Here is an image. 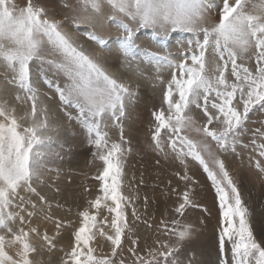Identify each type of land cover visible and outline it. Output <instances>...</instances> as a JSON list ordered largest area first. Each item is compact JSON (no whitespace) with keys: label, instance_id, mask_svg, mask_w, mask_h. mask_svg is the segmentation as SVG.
<instances>
[{"label":"snow or ice","instance_id":"obj_1","mask_svg":"<svg viewBox=\"0 0 264 264\" xmlns=\"http://www.w3.org/2000/svg\"><path fill=\"white\" fill-rule=\"evenodd\" d=\"M141 33L150 40L140 43ZM173 33L185 34L176 53ZM114 51L123 74L112 70ZM131 76L161 90L144 146L170 168L163 194L172 204L159 219L149 212L156 201L140 193L144 180L127 177L134 145L125 121L139 95ZM53 98L96 162L74 217L71 207L53 211L64 207L56 196L70 151L46 103ZM256 113L264 114V0H63L59 18L46 0H0V264H52L56 252V264H197L184 254L199 230L180 218L209 213L198 171L218 207L220 264H264V233L229 166L246 160L264 182Z\"/></svg>","mask_w":264,"mask_h":264},{"label":"rangeland","instance_id":"obj_2","mask_svg":"<svg viewBox=\"0 0 264 264\" xmlns=\"http://www.w3.org/2000/svg\"><path fill=\"white\" fill-rule=\"evenodd\" d=\"M46 2L59 18V14L63 10V0H46ZM110 33L113 36L116 35L114 29L110 30ZM184 38L185 34L179 33H173L169 37L168 45L173 53H176L178 50L177 41ZM149 40L150 33L140 34V43H145ZM116 55L118 54L114 51L112 56L109 57L110 62L113 64L112 70L118 74H123L120 64L115 62ZM168 75L167 72L164 73L166 79ZM130 80L137 88L139 95L135 104L130 107L128 119L125 121V129L134 145V151L127 158V177L129 181H132L134 177V183H138L141 179L144 180V185L140 187V193L142 196L147 194L150 200L154 199L156 201V204L153 208L149 209V212L154 210L157 219H159L166 205L171 206L172 204V200H166L163 194L170 168L166 165L158 167L155 155L146 150L144 146L148 141L151 111L159 106L161 90L159 86H154V81L151 79L131 76ZM42 90L47 91L46 88ZM48 95L51 96L52 94L49 92ZM46 103L55 117V123L60 126L61 137L65 141L66 147L70 149V151L63 153V173L59 181L61 192L56 196V199L64 204V207L62 209L54 208L53 211L57 217L64 216L67 214V208L71 207L74 217L77 205L85 203L81 195L85 175L87 174V176L91 177L96 171V162L90 164L93 149L89 146L83 129L75 121L69 123L64 118L58 100L53 98L46 101ZM22 112L23 109L18 108V113L22 114ZM252 120L255 123L250 126L256 127L259 121L264 120V114H252ZM118 135V130L113 133L114 138L118 137ZM229 166L243 183L245 196L252 211V225L255 232L264 233V182L259 179L254 169L247 167L246 160L242 165L239 160L230 159ZM193 171H196V169H193ZM196 175L200 183L204 185V190L200 193V202L208 208L209 213H203L200 209H195L191 210L186 218H180L184 222L194 225L199 230L184 255L192 256L197 264H220L218 207L215 202L214 193L208 186V182L202 171L196 172ZM87 183L94 187V182L91 179H88ZM141 235H145L143 230H141ZM60 255L59 252H56L51 256L52 264H56ZM183 258L181 257V259ZM42 259L47 261L49 257L45 255Z\"/></svg>","mask_w":264,"mask_h":264}]
</instances>
